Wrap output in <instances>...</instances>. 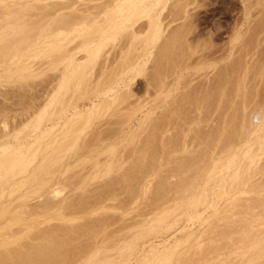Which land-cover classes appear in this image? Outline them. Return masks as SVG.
Segmentation results:
<instances>
[{
	"label": "bare ground",
	"instance_id": "bare-ground-1",
	"mask_svg": "<svg viewBox=\"0 0 264 264\" xmlns=\"http://www.w3.org/2000/svg\"><path fill=\"white\" fill-rule=\"evenodd\" d=\"M198 1L0 0V87L16 85L13 82L19 83L18 86L22 87L26 84L23 82L25 79L50 75L49 72L54 73L55 80L59 79L47 104L39 110L38 107H34L32 112L29 111L31 126L27 125L13 134L9 131L12 127L8 129L7 123L3 121L6 119L3 113L5 111L9 113L11 107L8 104L5 106L8 109L5 107L4 109L3 104L0 105V116L3 115L4 122L0 134V264H76L77 262L78 264H120L121 260L123 263H128L132 261L140 242L149 234L162 229L169 230L175 226L178 220L175 215L180 209L178 204L185 201L194 209L193 215L188 218L190 220L202 217L203 213L198 211L199 205H206V209L214 210L212 217L216 218V221L213 219L214 224L207 226L209 235L213 233L211 235L214 240L209 242V235L206 233L208 241L204 238L203 240L208 243L198 242L193 246L194 248H190L189 252L183 254V258L179 256L177 248L180 243H178L169 251L155 252L154 260L149 264H264V156H262L264 153L262 139L264 98L262 99L260 95L259 99L253 89L251 90V87L249 89L250 84L246 83V73L241 74L243 67L240 68L242 71L240 74V71H237L242 58L238 61L234 60L236 62L231 66H234L232 70L224 69L220 75L221 80L219 79L217 84L208 87L207 90L190 92L183 89L180 97L174 96L172 101L166 104L162 116H158L153 109L167 101L172 92L170 86L172 82L177 85L176 90L192 82L182 84L185 77L184 70L191 68L187 67L191 61L188 62L189 64L187 61L195 53L193 48L197 46H193V50H190V42L187 41L192 39L189 40L186 36L194 28L190 26L193 14L190 6L195 5L196 8ZM241 1L245 5V12H252L253 9L264 5V0ZM256 20H258L256 29L259 31L260 28H264V15L257 17ZM177 21L181 22L178 24ZM175 22L177 25L171 27ZM253 28L255 29V26ZM258 35L259 33L255 37L252 36L246 44L251 46L252 42H257L256 39L259 40L261 36L257 37ZM239 39L237 37L234 41L237 42ZM243 47L245 48L244 45ZM156 48L158 50L154 54ZM111 49L114 51L111 52ZM197 51L199 52V49ZM250 55L252 54L248 56ZM152 60H155L154 66L149 65L151 68L148 70V63ZM39 62L44 65L40 70L36 67ZM203 64L204 62L199 64L201 67L198 65L197 70L202 69ZM208 68L207 66L206 69ZM236 71L238 74H233ZM188 74L191 76L190 73ZM93 75L94 80L96 77L97 80L91 82ZM137 75L145 76L146 87L143 88L147 91L146 94L155 95L156 98L153 100L158 101L155 107L147 109L145 113L144 126L141 125L139 129L144 128L145 131H137L139 134L144 131L142 136L146 139L140 138L142 142L140 140L139 142L137 137L133 139L137 145L139 143L142 145V147L139 145L141 150L134 153L135 155L140 153L139 156L137 155L135 159L130 157L132 160L129 162L130 170H120V174L112 176L106 180L107 182L104 181L105 184L93 186L94 193H90V189L87 190L89 192L86 191V195L83 193L74 202H70L69 199L70 204L68 206L66 203V207L81 212L89 208L111 207V209L131 213L137 209L134 208L130 212L131 206L141 195V190L145 189L148 192V194L145 192V199L143 198L146 206L141 208L148 206L150 209H145L146 213H143L141 209L144 215H140L141 212L135 210L139 214L134 212L130 218L128 215L124 216L129 218L125 225L121 224L123 222L117 223L119 213L118 216L114 213L118 219L106 213L107 215L101 214L100 217H95L96 220L93 218L91 224L86 223L89 217L86 222L77 221L79 224L76 226L73 222L74 225L66 221L63 224L62 222L59 224V221L57 224L51 222L52 224L45 225V228L42 226L41 230L32 231L29 228L25 234L17 235L15 226H9L7 219L8 198L24 191L22 196L26 206L32 212H42L49 216V213L53 212L62 200V194H66L65 188L67 189L68 186L71 188L73 183L76 185L75 181L78 182L74 179L76 176L73 171L71 173L74 176L71 174L73 177L69 176V178L74 181L67 179L73 183L62 181V183L52 184L53 174L63 167L74 152L77 150L79 152L82 148L80 146L86 144L81 145V138L94 124L98 127L96 120L104 118L113 109L111 116L120 113L119 109L116 112V108L123 103H126L127 107L129 104L127 102H130L132 94L135 93L130 89L131 81ZM261 76L264 78V72ZM232 82L236 84H234L236 90L233 95H230L233 85L228 84ZM89 86L91 89L87 91ZM6 91L10 93L12 90H5L4 94ZM84 92L85 94L90 92L95 98L102 97V99L100 102L97 99V103L92 100L93 107L85 111L80 110L77 106L79 104L73 101ZM17 93L15 89L13 93L11 92L12 95H18ZM12 95L10 97H13ZM19 95H21L19 99L23 100L20 103V100L16 98L17 101L20 104L23 103L26 108L29 104L30 110L31 101H27L26 105L27 98H22L24 94ZM32 96L28 97L32 100L37 98ZM5 98L8 99L7 96ZM247 102H254V106L250 108L251 111L247 109L248 113L250 111L249 114L245 111ZM145 105L137 107L133 105L135 107L127 108L130 112L126 111L123 114L126 113L128 116L120 118L123 121L126 119V122L120 121L122 124L115 133H122L127 121L133 119L136 112L143 110ZM24 107L18 109H26ZM215 112H219L220 121L213 126L212 114ZM27 116L25 117L28 118ZM161 119L166 121L162 123L163 126L159 124ZM49 123L52 125L46 127ZM100 130L97 131L100 132ZM106 133L102 131L101 134L106 135ZM102 135L101 137L104 136ZM3 137L6 139L1 141ZM28 137H33V141L26 145L25 140ZM48 137H51V140L44 147V157L37 162L43 149V141ZM241 140L242 142L238 145ZM215 142H218V145H215ZM94 143H97L95 139ZM135 143L133 142L132 146L125 151L124 148L122 149L124 152L127 151L124 153L126 156L129 157L134 146L137 147ZM200 144L205 146L200 147L202 150L200 148L198 150ZM235 147L239 151H234ZM102 153L112 157L104 165L105 175H111L115 170L122 169L128 162V159L126 162L127 157L123 158L124 154L122 155L118 150V144L109 145ZM218 158L223 160L222 163L219 165L216 162L212 170H207ZM82 159L79 162L77 160L81 166L75 162L77 163L75 167H80L78 176H81L82 183H89V175L85 177L81 175V172L87 175L86 170L84 172L82 170L86 167L84 164L87 163V166L91 164L90 168H96L102 162L100 157L95 159L83 157ZM162 166H166V169H163L164 174L157 180H152L156 170ZM67 169L68 167L65 171ZM93 178L96 179L95 176ZM202 181L204 185L201 187ZM210 188L218 190L213 193V197L208 198ZM95 189L98 191L96 192ZM63 190L64 193H62ZM125 190L132 195L128 197L125 193L126 199H123L121 193ZM104 193L105 196L101 195ZM36 198L38 200L33 201ZM105 200H110L111 204H105ZM221 201H224V204H220ZM143 204L141 203L140 206ZM63 211L59 214L61 217L65 216L66 212H70L67 209L66 212ZM26 213L28 214V210ZM136 214L142 217L136 219ZM121 217L123 219V216ZM113 218L118 226L121 224L120 228L116 229L115 222L113 223V229L116 230L110 228ZM122 219L120 218V221ZM127 219L124 218V221ZM25 228L22 225L18 226L17 232L18 229L25 230ZM124 229L127 230L121 234ZM118 232L121 233L118 236L115 235ZM99 234L102 236L98 237ZM113 236L114 239L106 242ZM212 237H210L211 240ZM210 243L212 246H209Z\"/></svg>",
	"mask_w": 264,
	"mask_h": 264
},
{
	"label": "rangeland",
	"instance_id": "rangeland-1",
	"mask_svg": "<svg viewBox=\"0 0 264 264\" xmlns=\"http://www.w3.org/2000/svg\"><path fill=\"white\" fill-rule=\"evenodd\" d=\"M199 3L197 4L198 6H196V8H195V5L193 6H190V9H191V12L193 13H191L192 14V20H191V23H190V26L193 28V26H194V28L193 29H191V31L187 34V38L190 40V39H192V41H187V42H190V50H193V49H195V53H196V56H198L197 58H196V56H195V53L194 54H192L191 55V57H190V59L187 61V63L188 62H190V64L187 66L188 68L189 67H191V68H189V69H186V70H184V72H183V76H185L184 77V81H183V83L182 84H187V82L189 81V82H191V83H189V84H187L188 86H186V85H182V87L180 86V88H178L179 90H176V87H177V85L175 84V83H171L170 84V86H171V94L169 95V97L167 98V101L166 102H162V103H160L159 104V106L158 107H156V108H153L154 109V112L157 114L158 113V116H162L161 114H164V107H166V104L168 105V102H171L172 101V99L174 98V96H176V97H180L181 96V91L183 92L184 90L183 89H187V90H190V92H199V91H204V89H206L207 90V88L208 87H211V86H213V85H215V84H217L220 80H221V78H220V75L224 72V69L225 70H232L233 69V67H231L233 64L235 65V62H234V60H236L237 59V61L239 60V59H243V62H242V59H241V64H243L244 63V61H245V63L243 64V65H241L240 64V67H239V69L237 70L238 72L240 71V68L241 67H243V68H241V70H243V72L242 71H240L239 72V74L241 73V74H245L246 75V83L248 82L249 84H247V86L249 87V89H250V87H251V90L253 89V92L254 93H256V95L258 96V98L260 99V95H261V98L263 99L264 98V78H262V74H263V72H264V33H263V30H264V28L262 29V28H260V29H262V30H260L259 29V31H258V29H256V28H258L257 27V25H258V20H256V18L257 17H261V16H263L264 15V5L263 6H260V7H262L261 9H260V7L256 10H252V12L251 11H248V12H245V5H244V3L241 1V0H199L198 1ZM203 5V6H202ZM194 7V8H193ZM199 8V9H198ZM193 9V10H192ZM260 9V10H259ZM256 11V12H255ZM197 12H198V14H197ZM250 12H251V14H250ZM253 13V14H252ZM197 15V16H196ZM254 18H252V17ZM196 17H198V18H196ZM192 21H194V22H192ZM255 21V22H254ZM178 22V24L181 22V21H177ZM177 22H175V23H173L172 24V26L171 27H173V26H175V25H177ZM196 22V23H195ZM257 22V23H256ZM192 24H194V25H192ZM238 24V25H237ZM237 25V26H236ZM255 26V29L253 28ZM197 27V28H196ZM247 27V28H246ZM251 27V28H250ZM169 29H170V27H169ZM230 29H231V31H230ZM246 29V30H245ZM193 30V31H192ZM196 31V32H195ZM256 33H254V32ZM258 31V32H257ZM197 32H198V35H197ZM253 33V34H252ZM259 33V35H261L260 37H259V35L257 36V37H259L258 39L260 40H257L256 39V41L257 42H252L251 43V46H253V47H251L249 44H246V42L248 41L249 42V39L253 36V37H255L257 34ZM262 33V34H261ZM232 34V35H231ZM247 34H248V37H247ZM192 35V36H191ZM229 35V36H228ZM197 38H196V37ZM201 36V37H200ZM192 37V38H191ZM194 37H195V39H194ZM209 37V38H208ZM237 37H239L240 39H239V41H234L235 40V38H237ZM206 38V39H205ZM198 39H199V41H198ZM204 39V40H203ZM242 39H243V41H242ZM245 39H247V40H245ZM263 39V40H262ZM196 42H195V41ZM205 40H207V41H205ZM242 41V42H241ZM245 41V43H243ZM247 42V43H248ZM260 42V43H259ZM192 43V44H191ZM198 43V44H197ZM200 43V44H199ZM203 43V44H202ZM254 43V44H253ZM258 43V44H257ZM205 44H206V46H205ZM255 44H256V46H257V48H256V46H255ZM197 45V46H196ZM203 45V46H202ZM239 45V46H238ZM243 45L245 46V48L243 47ZM246 45H249L248 47L246 46ZM195 47L196 46V48H193L192 49V47ZM202 46V47H201ZM249 47H251V49L249 48ZM187 48V47H186ZM240 48V49H239ZM255 48V49H254ZM197 49H199V52L197 51ZM113 49H111V52H113L112 51ZM156 50H158L157 48L156 49H154V54H156L157 53V51ZM243 50V51H242ZM254 50V51H253ZM197 51V52H196ZM156 52V53H155ZM203 52V53H202ZM251 53L252 55H250V56H248L249 54ZM240 54H242V55H240ZM244 54V55H243ZM246 55V56H245ZM193 56V57H192ZM237 57H239V58H237ZM195 58V59H194ZM194 59V60H193ZM206 59V60H205ZM246 59V60H245ZM248 59V60H247ZM200 60V61H199ZM203 60V61H202ZM155 62V60H152V61H150L149 63H148V66L150 65L151 67L152 66H154V62ZM192 61H193V63H192ZM206 61V62H205ZM197 62H200L199 64L201 65V63H203L204 62V64L202 65V69H200V70H197V68L196 67H198V63ZM196 63V64H195ZM153 64V65H152ZM198 64V65H197ZM112 65V64H111ZM199 65V67H201ZM149 66V69L148 70H150V67ZM207 66L209 67L208 69H206L207 68ZM36 67L38 68V70H40V69H42V67H44V65H42L41 64V62H39L37 65H36ZM194 67H195V70H194ZM249 67H251V68H249ZM98 68V67H97ZM189 70V71H188ZM194 70V71H193ZM234 72L233 74H238V72ZM190 73L191 74V76H189V74L188 73ZM192 72H193V74H192ZM245 72V73H244ZM248 72V73H247ZM50 73V75L49 74H47L46 76L44 75V76H40V77H37V78H28L27 80H29V83H27V80L25 79V81H23L24 83H26L25 85H23L22 87H20V86H18V84L19 83H17V82H13V84H16V85H14V86H12V85H5V86H2V88L0 87V105H2V107L4 108L5 106H8V104H9V106L11 107V108H13V110H11V108L9 109V113H8V111H5L3 114H5L6 115V119H4L3 121L4 122H6L7 124V128L8 129H10L11 127V129L9 130L10 131V133L11 134H13V133H15L17 130H19V129H22V128H25V126H31V124H30V119H31V117H29V114L33 111V109H34V107H38V110H39V108H42L45 104H47V102H48V98H50V96L52 95V93H53V91H54V88L57 86V84H58V81H59V79H56L55 80V75H54V73L53 72H49ZM188 74V75H187ZM260 74V75H259ZM247 75H248V78H247ZM190 78H189V77ZM261 78V79H258L259 77ZM45 78V79H44ZM189 78V79H188ZM32 79H33V82H32ZM41 79V80H40ZM53 79V80H52ZM186 79H188V80H186ZM220 79V80H219ZM91 82H94V81H96L97 80V77L95 78V80H94V75L92 76V78H91ZM31 81V82H30ZM54 81V82H53ZM146 79H145V76H143V75H137L135 78H134V80H132L131 81V86H130V89H131V91L134 93V94H132L133 96H134V99H133V96H131V100H130V102H132V103H130V102H127V103H129V104H127V107H126V103L124 104H121V105H119L117 108H116V112L118 111V109H119V112L120 113H116V115L118 114L119 116H116L115 114H112L113 116H111L110 114H111V112L113 113L114 112V109L113 110H110L107 114H108V116H107V114L104 116V118H101V119H99V120H96V124H98V127H96V125L94 124V126L92 127V128H90L83 136H82V138H81V145H84L83 143H86L85 145H87V147L85 148L84 146H80V148L82 149H79V152H78V150L76 151V152H74V154H72L71 155V157L64 163V165H63V167L62 168H60L58 171H56L54 174H53V180H52V184H57L58 182H61L62 183V181L63 182H72L73 183V181H74V179L75 180H77L78 182L76 183V181H75V184L77 185H74V183L72 184V186H71V188L73 187V189H71L69 186H68V188L67 189H70V190H68L67 191V189L65 188V190H66V194L64 193V190H63V192L62 193H64V195L62 194V196H63V198H62V200H60V203L58 204V206H57V208L53 211V212H51V213H49V216H48V214H46V213H42V212H32V210L31 209H29L27 206H26V203H25V199H23V192H18V193H15L14 195H12V196H10L9 198H8V201H7V203H8V206H9V212H8V217H7V219H8V223H9V226H15V231H16V233H18L17 235H23V234H25L26 233V231L30 228V229H32V231H37V230H41L42 229V226L44 227L45 225L47 226V224H57V222L59 221V224H60V222H62L61 224H63V222H71V224H73L74 226H76L77 224H79V223H82L83 221L84 222H86V220H87V218L89 219V220H87L88 222H86L87 224H91V222L95 219V217H97L98 218V216L100 217V215L102 214H108V216H110L109 215V213L111 214V216L113 217V215L115 216V214H116V216H118V213H119V216L120 217H118L119 218V220H115L117 223H121V222H123V223H121V224H124L125 222L127 223L128 222V219L130 218V215H133V213L134 212H136V211H140L141 213H140V215L141 214H143V213H146L147 211L146 210H149L150 209V207H148V209H147V207L145 208L144 207V209H142L141 207H143V206H146V202L144 201V197L146 196V194H148V192H146L145 191V189H142L141 190V192H140V194L141 195H139V198L136 200V202H135V204H133L132 206H131V208H130V212H131V210H133L134 208H139L138 210L137 209H135V210H133V212H131V213H127V212H123V211H119V210H115V209H111V207H107V208H95V209H91V208H89L88 210H85L84 212H81V211H79V210H72L73 208H67L66 206H67V204L66 203H68V206H69V204H70V202H74V200L75 199H77L79 196H81L83 193V195H86L85 193H86V191L87 190H90L91 189V191H90V193H92L93 191V189L95 188V187H98L99 185H103V184H105V182L104 181H106V180H109L112 176H115L116 174H120V170H130V160H131V158H133L134 157V159L135 158H137L139 155L138 154H140V153H137V155H135L134 153H136L137 151H139V150H141V149H139V145H140V147H142V145H141V143H139L141 140H140V138H142L143 136L142 135H144V128H142V130H144L142 133L140 132V134H139V132L137 133V131H142V130H139L140 128H141V125L142 126H144V122H145V113L147 112V109H150V108H152V107H155V105L156 104H158L157 102L158 101H154L153 100V98L155 99L156 98V96L155 95H150V94H146V90H145V88H143V87H146ZM39 82V83H38ZM145 82V83H144ZM235 82V81H234ZM23 83V84H24ZM50 83V84H49ZM29 84V85H28ZM43 86H42V85ZM235 84V83H234ZM233 84V82L232 83H229L228 85L229 86H231V85H233V86H231V88H233V90L231 89L230 90V95H233L234 94V92H235V85ZM31 85H35V86H31ZM44 85L46 86V87H44ZM92 85V84H91ZM252 85V86H251ZM26 86V87H25ZM48 86V87H47ZM186 86V88H183V87H185ZM191 88H190V87ZM228 86V87H229ZM3 87H5V88H3ZM35 87V88H34ZM179 87V86H178ZM47 88V89H46ZM89 88L91 89V86H89L88 88H87V91L89 90ZM14 89L16 90V93L17 92H19V94H24V95H22L23 97L22 98H24V97H26L27 99H29V100H27L26 99V105L28 104V102L27 101H31V106H32V108H30V110H29V104L27 105L28 106V108H26V107H24L23 105V103L22 104H20L21 103V100H23V99H19V97H21V95H19L18 93V95H12L11 94V92L13 93V91H14ZM51 89H53V90H51ZM192 89V90H191ZM194 89V90H193ZM1 90H3V91H1ZM5 90H12L10 93H7V91H6V94H4L5 92ZM50 90V91H49ZM233 91V92H232ZM20 92H22V93H20ZM49 93V94H48ZM86 92H84V93H82L81 95H78L76 98L77 99H74V103L75 104H79V105H77L78 107H79V109L80 110H83V111H85V110H87L88 108H90L91 106L93 107V101L94 102H96L97 103V99H99L98 100V102H100L101 100L100 99H102V97H100V98H95L90 92H87V93H89V94H85ZM85 94V95H84ZM3 95V96H2ZM10 95H12L13 97H10ZM26 95V96H25ZM30 95H33L32 97L34 98V97H37V98H34L33 100L32 99H30V97H28V96H30ZM36 95V96H35ZM147 95V96H146ZM262 95H263V97H262ZM5 96H7L8 97V99H6L5 98ZM48 96V97H47ZM155 96V97H154ZM11 99H10V98ZM31 97V98H32ZM19 99L20 100V103H19V101H17V99ZM103 99H107V98H103ZM8 100V101H7ZM25 100V99H24ZM34 100H35V102H34ZM91 100V101H90ZM93 100V101H92ZM133 100V101H132ZM136 100V101H135ZM149 100V101H148ZM150 100H152V101H150ZM171 100V101H170ZM245 100H246V98H245ZM264 100V99H263ZM5 101V102H4ZM135 101V102H134ZM7 102V103H6ZM22 102H24V101H22ZM24 102V103H25ZM77 102V103H76ZM143 102V103H142ZM147 102H148V105H147ZM150 102V103H149ZM184 102V101H183ZM182 102V103H183ZM39 103H41V104H39ZM248 104H247V107H246V109H245V111L248 113V111H247V109H249L250 110V108L251 107H253L254 106V102H247ZM7 104V105H6ZM144 105V104H146L142 109L143 110H139V111H137L136 112V114L132 117L133 119H131V120H128L127 122V124H125L126 126H124L125 127V129H124V131L122 132V133H120V134H116L115 132L120 128V126H121V124H120V121H122L123 123L124 122H126L125 120L123 121V119H120V118H122V117H124V116H128V114H126L125 113V115L123 114V112H126L127 111V113L128 112H130V111H128V110H130V109H128L127 110V108H131V107H137V106H141V105ZM153 104H154V106H153ZM185 104V103H184ZM25 105V106H26ZM124 105V106H123ZM133 105H135V106H133ZM176 105V104H175ZM189 105V104H188ZM30 106V107H31ZM19 107H24V108H26V109H23V110H19V109H21V108H19ZM173 107V106H172ZM1 108V107H0ZM5 108H7L8 109V107H5ZM4 108V109H5ZM19 108V109H18ZM6 109V110H7ZM18 109V110H17ZM15 110H17V111H15ZM125 110V111H124ZM162 110V111H161ZM169 110V109H168ZM167 110V111H168ZM11 111V112H10ZM13 111V112H12ZM29 111H31V112H29ZM166 111V112H167ZM175 111V110H174ZM173 111V112H174ZM251 111V110H250ZM250 111H249V113H250ZM162 112V113H161ZM169 112V111H168ZM8 113V114H7ZM23 113H24V115L25 116H27L28 118H26L24 115H23ZM154 113V114H155ZM248 113V114H249ZM11 114V115H10ZM160 114V115H159ZM167 114V113H166ZM214 114H215V116H214ZM214 114H212V117L214 118L213 119V121H212V123L211 124H213V126H216L219 122L218 121H220V117H219V112H215ZM70 115V114H69ZM109 115L111 116V117H109ZM115 115V116H114ZM155 117L157 116V115H154ZM3 117V115H1L0 116V128H1V130H0V134L2 133L1 131L3 130V124H4V122L2 121V118ZM116 117V118H115ZM119 117V118H118ZM24 120H23V119ZM111 118V119H110ZM127 119H128V117H126ZM108 122H106L105 120ZM110 119V120H109ZM120 119V120H119ZM23 120V121H22ZM119 120V121H118ZM163 120H165V119H161V122H159V124L160 125H162V123L163 122H166V121H163ZM21 121V122H20ZM100 121H102V122H105V123H99ZM111 123H110V122ZM118 121V122H117ZM17 123H21V124H17ZM115 123V124H114ZM17 124V125H16ZM100 124V125H99ZM120 124V125H119ZM166 124V123H165ZM16 125V127L15 128H13L14 126ZM52 124L51 123H49L46 127H50ZM163 126V125H162ZM97 129H96V128ZM44 128H45V126H44ZM118 128V129H117ZM96 129V130H95ZM100 130V132L99 131H97V130ZM15 130V131H14ZM56 130H58V128L56 129ZM93 130V131H92ZM105 130V131H104ZM116 130V131H115ZM13 131V132H12ZM102 131L104 132V133H106V135L105 134H101L102 133ZM110 133H109V132ZM94 134H93V133ZM100 133V135L98 134V133ZM112 132V133H111ZM96 133H97V135H96ZM108 134V135H107ZM116 134V135H115ZM136 134H139V135H136ZM101 135L103 136V137H101ZM93 136H96L95 138L93 137ZM97 136H100L101 138H103L102 140H100L101 138L100 137H97ZM139 136H141V137H139ZM189 136H190V133L187 135V140L189 139ZM261 136H263L262 135V133H261ZM111 137V138H110ZM136 137L138 138V145H137V142L135 143V139H136ZM100 138V139H99ZM160 139H161V137H159ZM158 138V139H159ZM162 138H164V137H162ZM6 138L5 137H3V138H1V141H3V140H5ZM87 139V140H86ZM94 139H95V142L97 141V143H94ZM134 139V140H133ZM146 138L145 137H143V140H145ZM159 139V140H160ZM263 140H264V136H263V138H262ZM29 140V141H28ZM51 140V137H48V138H46L44 141H43V145H42V152L39 154V156H38V158H37V162L38 161H40L43 157H44V147L46 146V144L49 142ZM100 140V141H99ZM142 140V141H143ZM158 140V141H159ZM32 141H33V137H28L26 140H25V144L26 145H29V144H31L32 143ZM141 141V142H142ZM28 142V143H27ZM135 143L134 145H137V147L136 146H134V149L132 150V152H130L131 154H129L130 156L128 157V156H126L124 153H126V152H124L126 149H128V147L129 146H132V143ZM242 142V140L241 141H239L238 142V145H239V143H241ZM111 144H118V150L121 152V154L123 155V158H125V157H127L126 158V162H127V159H128V162L125 164V165H128V166H125V169H124V166L122 167V169L120 168V169H118V170H115L111 175H105L104 174V171H105V166L104 165H106V163H108L110 160H111V156H108L107 154H105V153H102V152H104V150L109 146V145H111ZM215 145H218V142H215ZM89 146V147H88ZM202 147H205L203 144H200L199 146H198V150H200ZM88 148V149H87ZM99 148H100V150H99ZM124 148V149H123ZM200 148V149H199ZM94 149V150H93ZM124 151H123V150ZM130 149V148H129ZM236 149V150H235ZM235 149H234V151H239L238 149H237V147H235ZM86 150V151H85ZM202 150V149H201ZM216 150H217V148H216ZM130 151H131V149H130ZM96 152H97V154H96ZM128 152H129V150H128ZM203 152V151H202ZM215 152H218V151H215ZM261 154V153H260ZM105 155H107V157L105 156ZM128 155V154H127ZM133 155H135V156H133ZM97 156V157H96ZM125 156V157H124ZM206 156V155H205ZM262 156H264V153H262ZM84 157V159H85V157L87 158V159H89L90 157H92V158H99L100 157V161L102 162L100 165H99V167H96V168H94V167H89L91 164H89V166H87V163L86 164H84V166H86V167H83V168H85V169H83L82 168V170H83V172H84V170H86L85 171V173H87V175L86 174H83L82 172H81V175L83 176L84 175V177L85 176H88L89 177V183H87V182H85V183H82V179H80V177L78 176V175H80V167L78 168V166H81V164L79 165V161H80V159H81V161L83 160L82 158ZM104 157H106V158H104ZM131 157V158H130ZM130 158V159H129ZM234 159H236V157H234ZM77 160H78V162H77ZM132 161V160H131ZM134 161V160H133ZM222 161L223 160H221V159H217L216 161L214 160L211 164H210V166H209V168L207 169V170H212L213 169V166H214V164H216V162H217V164H219L220 165V163H222ZM75 162H77V163H75ZM105 164H104V163ZM78 165V166H76L75 167V165ZM68 167V169H67V171H65V169ZM74 166V167H73ZM83 166V165H82ZM92 166V165H91ZM129 167V168H128ZM89 168V169H88ZM127 168V169H126ZM71 169V170H70ZM163 169H166V166H162V167H160L158 170H156V173H155V175L153 176V178H152V180H157V178H160L159 176H161V175H163L164 173V170ZM62 170H64V171H62ZM62 171V172H61ZM74 171V172H73ZM160 171H161V173H160ZM71 172H73L74 173V175L76 176L74 179H72V178H69V176H72L73 174L71 173ZM90 172V173H89ZM160 173V174H159ZM68 174H70V175H68ZM72 174V175H71ZM159 174V175H158ZM73 175V176H74ZM72 176V177H73ZM96 177V179L95 178H93V177ZM79 177V178H78ZM93 179H92V178ZM69 179H72L73 181H68ZM67 180V181H66ZM93 180H95V181H93ZM80 182V183H79ZM107 182V181H106ZM79 183V184H78ZM103 183V184H102ZM97 184H99L98 186H97ZM96 185V186H95ZM204 185V183H203V181L201 182V187ZM74 186H75V188H74ZM93 186H95V187H93ZM84 190V191H83ZM98 191V189H95V191ZM217 190L218 189H209V193H208V198H211V197H213V193L214 192H217ZM96 191V192H97ZM87 192H89V191H87ZM145 192H146V194H145ZM76 193V194H75ZM94 193V192H93ZM125 193H127V195L125 194ZM129 193V194H128ZM80 194V195H79ZM89 193H87V195H88ZM98 194V193H97ZM124 194V195H123ZM91 195H93V194H91ZM90 195V196H91ZM101 195H103V196H105L106 194L104 193V194H101ZM128 196V195H130V192H127L126 190L125 191H123L122 193H121V197H123V199H126L125 197L126 196ZM132 195V194H131ZM130 195V196H131ZM145 195V196H144ZM20 197H22V198H20ZM73 197H75V198H73ZM129 197V196H128ZM127 197V198H128ZM13 198V199H12ZM72 198V199H71ZM144 198V199H143ZM11 199V200H10ZM71 201H70V200ZM36 200H38L37 198L35 199V200H33V201H36ZM70 201V202H69ZM90 201H93V200H90ZM90 201H88V202H90ZM110 200H105V204H111V201L109 202ZM141 201H143V202H141ZM107 202V203H106ZM21 203V204H20ZM141 203L143 204L142 206H140L141 205ZM149 203V202H148ZM220 204H224V201H221L220 202ZM148 205V204H147ZM179 207H180V209H179V211L177 212V214L175 215L176 216V218L178 219H176L177 221H176V224H175V226L173 227V228H171V229H169V230H159V231H156V232H154V233H151V234H149L142 242H140V244H139V246H138V248H137V250L135 251V253H134V255H133V258H132V261H130V262H128V263H123L122 262V260L119 262L120 264H149L151 261H153L154 260V257H155V255H156V253L158 252V251H162V250H171V249H173V248H175V246H176V244H178V243H180L179 244V246H178V253H179V256L180 257H184V255L187 253V252H189V250H191L192 248H194L193 246H195L198 242H202V243H208V242H205L204 240H203V238L205 239V240H207V238H208V240H209V242L210 241H213L214 239H213V235H211V234H213V233H211L212 232V229L210 230L211 232V234L209 235V229L207 228V226H212V224H214L213 222H212V220L214 219L215 221H216V218H214V217H212L213 216V212H214V210L213 209H211V208H207L206 209V205H199L198 206V211H200L199 213H203V215H202V217L201 218H195V219H188L189 218V216H191V215H193L192 213L194 212V209L193 208H191L189 205H188V202H180L179 204ZM26 206V207H25ZM65 206V207H64ZM59 207H60V209H59ZM68 210V211H70L69 213L68 212H66V209ZM144 211L143 213H142V210ZM146 209V210H145ZM210 209V210H209ZM22 210V211H21ZM25 210V211H24ZM26 210H28V214L26 213ZM30 210V211H29ZM63 210H65V212H66V214H65V216L63 215V217H61L59 214H60V212L61 211H63ZM101 210V211H100ZM202 210H203V212H202ZM205 210V211H204ZM74 211V212H73ZM128 211V212H129ZM31 212V213H30ZM64 212V211H63ZM79 212V213H78ZM101 212V213H100ZM104 212V213H103ZM138 212H136V213H138ZM26 213V214H25ZM40 213V214H39ZM115 213V214H114ZM42 214V215H41ZM71 214V215H70ZM74 214V215H73ZM106 214V215H107ZM139 214V213H138ZM138 214H136L135 216H136V219H139V217L141 218L142 216H139L138 217ZM211 214V215H210ZM59 215V216H58ZM68 215V216H67ZM126 215H128L129 216V218H128V216H127V218L126 217H124V216H126ZM144 215V214H143ZM46 216H48V217H46ZM86 216V217H85ZM115 216V217H116ZM121 216H123V219H122V217ZM45 217V218H44ZM77 217V218H76ZM90 217H92V218H90ZM111 217V218H112ZM133 217V216H132ZM15 218V219H14ZM44 218V219H43ZM58 218V219H57ZM75 218V219H74ZM81 218V219H80ZM94 218V219H93ZM117 218V217H116ZM115 218V219H116ZM117 218V219H118ZM120 218L122 219L121 221H120ZM124 218L125 219H127V221H124ZM174 218V217H173ZM18 219V220H17ZM72 219V220H71ZM74 219V220H73ZM14 220V221H13ZM67 220H69V221H67ZM80 220H81V222H80ZM83 220V221H82ZM96 220V219H95ZM172 220V219H171ZM202 220V221H201ZM213 220V221H214ZM19 221V222H18ZM77 221H79V223L77 222ZM113 222L111 223V225H110V228H111V230L113 229V227L114 226H112V225H114L115 224V227L114 228H120V226H121V224H120V226H118L117 225V223L114 221V218H113V220H112ZM187 221V222H186ZM189 221V222H188ZM52 222V223H51ZM54 222H56V223H54ZM73 222V223H72ZM76 222V223H75ZM90 222V223H89ZM115 222V223H114ZM205 222V223H204ZM207 222V223H206ZM212 222V223H211ZM114 223V224H113ZM186 225H185V224ZM15 224V225H14ZM209 224V225H208ZM23 226L24 228L25 227H27V228H25V230L23 229V230H21V229H18V232H17V227L18 226ZM125 225V224H124ZM185 225V226H184ZM123 226V225H122ZM183 226V227H182ZM45 228V227H44ZM109 227H108V229H110ZM213 228V227H212ZM116 229H113V230H116ZM207 229V231H205L204 232V230H206ZM20 230V231H19ZM125 230H127V229H124V230H122L121 232H118V233H116L115 235H117L118 236V234H123V231L125 232ZM178 230V231H177ZM109 231V230H108ZM108 231H107V233H108ZM203 231V232H202ZM170 232V233H169ZM174 232V233H173ZM34 233V232H33ZM109 233H110V231H109ZM176 233V234H175ZM205 235H204V234ZM206 233H208V237H207V235H206ZM102 234V233H101ZM101 234H99L98 235V237H100V235ZM171 234V235H170ZM203 234V235H202ZM174 235V236H173ZM102 236V235H101ZM200 236V237H199ZM205 236V237H204ZM168 237V238H167ZM202 237V238H201ZM210 237H212V240H211V238ZM102 238V237H101ZM165 240H164V239ZM100 239V238H99ZM111 239H114V236L113 237H110V238H108L107 240H106V242H109ZM197 239H199V240H201V241H199V240H197ZM149 240H151V242L149 241ZM207 240V241H208ZM162 241V242H161ZM166 241H168V242H166ZM204 241V242H203ZM148 242H149V244H148ZM165 242V243H164ZM145 243V244H144ZM147 243V244H146ZM213 243V242H212ZM212 243H210L209 244V246H212ZM192 245V246H191ZM159 246V247H158ZM206 246V245H205ZM206 247H208V246H206ZM142 248V249H141ZM191 248V249H190ZM140 250V251H139ZM142 251V252H141ZM156 252V253H155ZM139 253V254H138ZM138 254V255H137ZM184 254V255H183ZM197 256V255H196ZM81 261H79V263H80ZM133 262V263H132ZM76 264H78V262L76 263Z\"/></svg>",
	"mask_w": 264,
	"mask_h": 264
}]
</instances>
